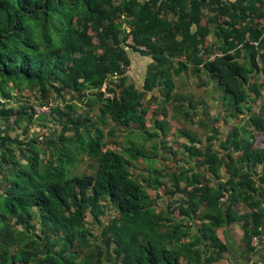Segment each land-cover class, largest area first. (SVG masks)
I'll list each match as a JSON object with an SVG mask.
<instances>
[{
  "label": "trees",
  "instance_id": "obj_1",
  "mask_svg": "<svg viewBox=\"0 0 264 264\" xmlns=\"http://www.w3.org/2000/svg\"><path fill=\"white\" fill-rule=\"evenodd\" d=\"M125 46L151 57L142 89L128 82ZM187 69L231 96L232 115H250L222 137L211 128L202 151L184 144L195 166L152 167L143 183L131 165L149 153L130 140L123 151L108 146L100 124L142 128L145 94L177 100L174 76ZM25 90L48 106L57 134H12L36 118L33 105L6 104ZM263 91L264 0H0V264H216L233 222L248 255L264 225V96L257 111L249 105ZM81 156L92 171H74ZM164 178L180 197L158 207L148 187ZM87 214L102 225L101 242Z\"/></svg>",
  "mask_w": 264,
  "mask_h": 264
},
{
  "label": "rangeland",
  "instance_id": "obj_2",
  "mask_svg": "<svg viewBox=\"0 0 264 264\" xmlns=\"http://www.w3.org/2000/svg\"><path fill=\"white\" fill-rule=\"evenodd\" d=\"M124 26L127 27V24L124 23ZM212 39V35L207 37L210 42L213 41ZM128 41L131 42L130 39ZM125 49L131 59V63L126 70L128 82L142 89L151 57L133 51L128 46H125ZM174 81V95L179 97L177 100L172 97L170 101L165 102L163 94L158 88L145 94L143 103L147 109L142 128H137L134 125L129 131L115 127L110 120L107 124H100L101 129L105 133L104 140L108 146L123 151V148L127 145V140H130L149 153L150 161L146 158H139L134 160L131 165L133 176L143 183L142 177L150 175L152 167L164 169L165 171H179L181 167L195 166L199 158L190 156L184 144L202 151L206 146L207 137L212 133L211 128L216 126L220 137H222L228 130V123H243L248 114L247 110L244 109L245 112L243 114L232 115L231 112H233L234 107L231 96L224 93L204 71L196 74L191 69H187L179 76H174ZM69 98L70 94L68 93L65 95V99L68 101ZM38 101V95L31 91L25 90L22 93L13 91L12 98L6 102L7 105L16 108L18 104L25 103L26 107L33 105L36 111L34 123L29 125L26 130L23 129L25 124H22L23 127H18L12 131L13 135L18 134L20 138H24L26 135L40 137L54 135L60 131L61 126L57 120L54 121L51 118L48 106L41 107L38 105ZM72 102L75 103L77 100L73 99ZM50 103L55 105L57 101L51 100ZM58 103H61V100ZM179 104H182L183 110L191 112L190 116L186 117L182 109L175 110V106ZM85 109L86 106L81 104L77 112L84 114ZM164 111L166 114L163 113ZM95 112L96 107L90 110L88 114L92 120L96 119L94 116ZM111 127L115 128L113 133L107 134ZM143 135L147 137L149 135L150 137L144 139ZM191 137L194 142L191 141ZM213 143V146L219 149L218 141L214 140ZM153 145H156L157 148L153 149ZM81 157L83 158L74 171H92L89 166L91 160L84 156ZM162 182L163 185L157 191L148 187V192L154 197L158 207H164L180 197L179 193L174 196L167 193V189L172 187L169 179L164 178ZM242 208L240 207L239 209ZM107 213L103 217L104 223L108 220V215L115 214L112 208ZM86 221L87 226L94 235L92 239L101 242L102 236L100 232L102 225L94 223L88 214ZM106 255L105 253L104 257H107ZM114 263V257H111L109 260L104 261L103 264Z\"/></svg>",
  "mask_w": 264,
  "mask_h": 264
},
{
  "label": "crops",
  "instance_id": "obj_3",
  "mask_svg": "<svg viewBox=\"0 0 264 264\" xmlns=\"http://www.w3.org/2000/svg\"><path fill=\"white\" fill-rule=\"evenodd\" d=\"M264 96V91L261 95L256 99L255 102H249V105L253 108L252 111H257ZM252 104V105H251ZM245 112V111H244ZM243 112V113H244ZM248 114L245 117V120L248 119L250 112L247 111ZM242 113V114H243ZM245 120L243 123H245ZM257 133V132H256ZM260 138L262 140L256 143L257 145L264 146V134L260 133ZM259 169V167H258ZM248 211L245 207L242 208L240 212ZM219 230V235L223 238V233ZM227 240L229 243V249L224 253L223 258L219 260L216 264H262L264 261V225L261 227V233L257 235L258 242L252 243L253 250L248 253H244V245L242 240L243 230L241 228L240 222H233L229 226L226 227ZM244 257H250L247 260Z\"/></svg>",
  "mask_w": 264,
  "mask_h": 264
},
{
  "label": "built area",
  "instance_id": "obj_4",
  "mask_svg": "<svg viewBox=\"0 0 264 264\" xmlns=\"http://www.w3.org/2000/svg\"><path fill=\"white\" fill-rule=\"evenodd\" d=\"M101 91H102V93H103V96L105 97V98H109V97H112V93L111 92H109L107 89H106V87H105V84L103 85V87L101 88ZM258 242V237L257 236H253V238H252V243H257Z\"/></svg>",
  "mask_w": 264,
  "mask_h": 264
}]
</instances>
